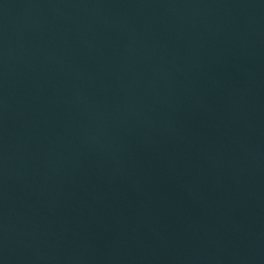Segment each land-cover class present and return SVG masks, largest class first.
<instances>
[{
    "label": "water",
    "instance_id": "95a60500",
    "mask_svg": "<svg viewBox=\"0 0 264 264\" xmlns=\"http://www.w3.org/2000/svg\"><path fill=\"white\" fill-rule=\"evenodd\" d=\"M0 264H264V0H0Z\"/></svg>",
    "mask_w": 264,
    "mask_h": 264
}]
</instances>
